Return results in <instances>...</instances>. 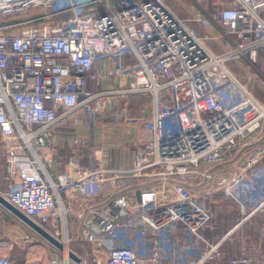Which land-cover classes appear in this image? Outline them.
Returning <instances> with one entry per match:
<instances>
[{"label": "built area", "instance_id": "1", "mask_svg": "<svg viewBox=\"0 0 264 264\" xmlns=\"http://www.w3.org/2000/svg\"><path fill=\"white\" fill-rule=\"evenodd\" d=\"M189 2L190 17L174 0H0V193L66 245L93 246V264H219L225 242L250 218L261 216L264 233V149L237 174L211 171L232 162L264 126V103L253 92L264 83V0H218L213 13ZM241 60L258 70L245 82L226 66ZM94 82L102 88L89 87ZM140 94L153 101L149 115L131 110ZM79 111L90 135L66 138L62 126L85 121ZM102 113L140 131L133 166L108 167L96 150L81 162ZM64 142L72 154L53 178ZM198 177L237 205L234 226L222 227L211 203L192 191ZM215 192L205 195L213 202ZM109 198L114 217L94 208ZM70 215L80 223L75 238ZM122 232L140 234L148 249L119 244ZM47 252L21 264H85L77 251L79 261L52 244ZM0 264L17 262L0 253ZM222 264H264V256L234 255Z\"/></svg>", "mask_w": 264, "mask_h": 264}, {"label": "crops", "instance_id": "2", "mask_svg": "<svg viewBox=\"0 0 264 264\" xmlns=\"http://www.w3.org/2000/svg\"><path fill=\"white\" fill-rule=\"evenodd\" d=\"M196 25H199L201 29H203L210 36H213V34L215 33V30L213 29H210L207 27L203 28L201 24H196ZM209 42L211 44L215 42L214 46H216L217 48H221L220 46L221 44L216 43V40L214 38H211ZM113 83L115 84V86H117V84H119V80H114ZM89 87L96 88L98 90L102 88V85H100L98 82H94L92 84H89ZM260 88L264 90L263 82H260L257 88V91H256L257 94H259L258 90ZM260 95L264 98L263 93H261ZM130 106H131L132 111L145 113L146 115L151 114L154 109L152 99L150 98L149 95H145V94H140L137 98L132 99ZM79 115L82 117H85L84 122L78 123V124H75L74 122H70L68 125H64L61 127V130L67 133L66 136L64 135L66 138H68L67 136L70 132H75V131L84 136L90 135V129H89L88 121H87L88 120L87 114L84 111H79ZM140 134L141 133L137 129V127L120 125L119 123H117V121L111 119L106 114L102 113L99 117V121L96 122L93 126V143H91L85 150H83L80 160L83 164H87L90 161L91 153H93L96 150L99 154L104 156L105 158L104 162L106 166L108 167H111V168L112 167H116V168L131 167L134 164V160L136 158V155L139 149L143 145V137ZM257 151L259 150L253 149L252 151L248 152V156L244 162L243 167L246 166L248 160ZM238 152L240 153V150ZM71 154H72V150L65 142L57 146V148L55 149V155H54V158H55L54 165H53V168H51L50 170L53 178H55L56 174L59 171H64L65 164L68 158L71 156ZM262 155H264V153ZM0 159H1L0 161V187L6 188V182L2 178V176H4L6 172V163H5L3 153L1 154ZM234 161H237V160H234ZM215 166L216 165L211 167V171L216 172L220 175L229 176L223 170H221V166L220 167L217 166L216 168ZM223 166L226 167V165H223ZM238 172H236L235 174H237ZM203 181L208 182L207 180H203ZM136 185L131 186L129 191L135 190V188L137 187ZM214 185L215 184H213L212 186L215 187ZM136 192H138V190ZM218 192L219 194L222 193L221 190H218ZM221 198H222V194L221 196H219V202H222ZM110 199L111 198H109L108 200L104 199L100 201L99 202L100 204H98L94 208L98 210L103 209L106 214L114 217V214L109 207ZM207 199L208 197L205 195V198H202V201L206 202ZM213 202H216V201H213ZM231 204H233L235 208V212H236L235 214L231 213L233 216H231L229 212H226L224 211V209H220V208H217L215 212L216 215L222 221H224V223L227 226L226 228H231L232 226H234V224L239 220V217H240V212H239L237 205L233 203L232 201H231ZM77 209L83 211L87 218L93 217L92 212L85 211L83 209V206L81 207L79 206V208ZM8 211H9L8 209H6L3 205L0 204V234L1 232H3L2 229L4 228H7L10 231H16L20 229L19 225H22L17 219L15 220V218L11 216ZM260 221H261V216L255 215L252 218H250L247 222H245L242 226L236 229L234 234L224 244V257L219 262V264L227 262L228 259L234 255H242V254H247V255L262 254L263 255L264 254V233L260 231V227H259ZM68 228H69L70 237L75 238L80 232L79 220L73 215H70L68 217ZM73 242L79 245L82 249H79L78 247H74V246L72 247V249L77 251L82 256H83V253L81 250L85 252V257H83V259L85 260V264H88V260H89V263L92 262L91 258L94 253L93 246H91V249H90L89 246L87 247L85 246L86 244L84 242H80V241H73ZM118 243L121 245H131L139 253H143L148 249V246H147L148 242L138 233L135 234L133 232H127V233L122 232V235ZM188 249L191 250V252L195 254L190 244L188 245ZM255 251L260 252V253H257Z\"/></svg>", "mask_w": 264, "mask_h": 264}, {"label": "rangeland", "instance_id": "3", "mask_svg": "<svg viewBox=\"0 0 264 264\" xmlns=\"http://www.w3.org/2000/svg\"><path fill=\"white\" fill-rule=\"evenodd\" d=\"M190 0H174V7L179 9L185 16L190 17L193 15V9L190 6ZM201 2L202 6H206L207 4H209L211 6V9L209 10L211 13L215 12V7H217L216 3L218 2V0H198ZM215 9V10H213ZM198 26V25H197ZM199 30L200 31H204L203 29H201L200 26ZM212 42V41H211ZM215 43V42H214ZM214 43H210L211 46L216 49V50H222L223 48H217L216 46H214ZM226 66L235 74L238 75L239 78L245 82L248 81V77L249 76H255L258 73V70L249 65L247 63L246 60H241V61H230L227 62ZM259 69L262 71V73H264V64L259 65ZM258 77H260V74L258 75ZM247 83V82H246ZM259 84L257 83L256 86L253 89V92L256 96H258L263 102H264V98L260 95L261 93H263L264 96V90L262 88H260L258 90L257 94V88H258ZM253 149H257V150H263L264 149V126L261 127L260 129H258L256 132L252 133L248 138H246V140L242 143L241 147H240V155L237 153V156L234 160L237 161H232L229 162L227 164H215V168L217 166H221V170H223L227 175L231 176L233 174H235L236 172H238V170L244 166V162L248 156V152L252 151ZM247 154V155H246ZM0 158H1V154H0ZM1 161V159H0ZM223 165H226V167H224ZM214 166V165H213ZM215 174H217L215 172ZM202 179V178H201ZM200 177L198 178H193L189 183H190V188L192 189V191L194 193L200 194L202 195V198H205V194H206V190L209 188H213L216 190L215 194H216V199L218 198V200H216V202H212L209 198L206 200L207 203H211V205L214 207V210L216 212L217 208L220 209H224V211L229 212V214H235V208L233 206V204H231V200L223 197L222 195V202H219V196H221V194H219L218 190V185L215 184L213 187V183H208V182H204L203 180H201ZM0 190H5V187L1 188ZM205 193V194H204ZM10 213L11 216H13L15 218V220L17 219L22 225H19L20 229L16 230V231H10L7 228L2 229L3 232H1L0 234V252L4 253V254H8L10 255L16 262L17 264H21L22 262H24L26 259H28L29 257H45L47 255V250H48V245H51L45 238H43L40 234H38L36 231H34L31 227H29L28 225H26L24 222H22L18 217H16L14 214H12L10 211H8ZM228 214V215H229ZM231 214V216H233ZM216 218L220 220L219 217ZM221 222V220H220ZM222 227L226 228V224L223 222H221ZM222 228V229H224ZM221 229V230H222ZM86 247L89 246L91 249V245L85 243ZM78 247L79 249H82L79 245H77L76 243H74L73 241L71 242L70 246L67 245V249L69 247ZM236 246V245H235ZM83 253V256L85 257V252H83V250H81ZM257 252V251H255ZM260 253V252H257ZM67 255V250L66 253ZM264 255V254H263ZM88 264H93L92 262L89 263L88 260Z\"/></svg>", "mask_w": 264, "mask_h": 264}, {"label": "water", "instance_id": "4", "mask_svg": "<svg viewBox=\"0 0 264 264\" xmlns=\"http://www.w3.org/2000/svg\"><path fill=\"white\" fill-rule=\"evenodd\" d=\"M0 204L3 205L6 209H8L12 214H14L16 217H18L22 222H24L26 225L31 227L34 231H36L38 234H40L43 238H45L50 244L55 246L60 251L66 253L67 255L76 261H79L81 258L79 254L73 250L72 248H66L67 245L58 239L52 232H50L48 229H46L42 224H40L37 220L34 218L28 216L25 214L22 210L17 208L15 205H13L4 195L0 193Z\"/></svg>", "mask_w": 264, "mask_h": 264}, {"label": "trees", "instance_id": "5", "mask_svg": "<svg viewBox=\"0 0 264 264\" xmlns=\"http://www.w3.org/2000/svg\"><path fill=\"white\" fill-rule=\"evenodd\" d=\"M218 217V216H217ZM221 220V219H220ZM221 222H223L222 220H221ZM12 258V257H11Z\"/></svg>", "mask_w": 264, "mask_h": 264}]
</instances>
